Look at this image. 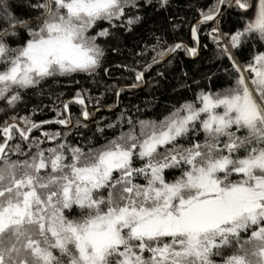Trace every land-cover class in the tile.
Returning <instances> with one entry per match:
<instances>
[{"label": "snow or ice", "instance_id": "6c2138e0", "mask_svg": "<svg viewBox=\"0 0 264 264\" xmlns=\"http://www.w3.org/2000/svg\"><path fill=\"white\" fill-rule=\"evenodd\" d=\"M225 4L246 18L223 34L228 87L205 90L196 81L193 98L177 101L160 119L129 118L118 135L111 123L105 126L111 132L98 125L79 138L64 130H79L80 116L89 119L84 90L52 109V119L30 114L0 122V264H264V0H215L198 24L214 20ZM25 6L20 16V0H0L5 115L74 73L124 69L142 82L144 71L131 65L104 67L106 52L120 54L124 35L144 25L149 11H169L171 0H25ZM150 34L155 43L136 54H151L145 68L179 49L197 55L196 47L165 46ZM191 38L199 43L197 26ZM213 40L220 47V35ZM253 46L243 65L230 51ZM49 94L56 95L51 88ZM73 103L81 106L74 124ZM44 125L64 129L30 135ZM48 141L54 143L44 147Z\"/></svg>", "mask_w": 264, "mask_h": 264}, {"label": "trees", "instance_id": "16d2710c", "mask_svg": "<svg viewBox=\"0 0 264 264\" xmlns=\"http://www.w3.org/2000/svg\"><path fill=\"white\" fill-rule=\"evenodd\" d=\"M214 3L215 0H171L169 11L155 14L149 11L144 25L137 28L136 32L130 36L124 35L120 54H114L110 50L106 52L108 63H105L104 67H108L109 63L131 65L136 71H144L142 82L135 80V72L124 69H113L110 75H105L100 70L95 76L74 73L70 77L58 78L55 83L45 84L42 95L38 92L30 93L29 97H26V103L20 104L14 112L9 111L5 115V112L0 110V122L5 119L11 122L10 117L13 115L19 117L30 114L36 121L52 119L54 117L52 109L60 106L62 100H70L77 91L84 90L86 107L91 115L87 121L82 116L79 117L82 121L79 130L71 125L67 129L60 125H44L40 131L33 130L30 135L40 136L43 131L54 132L64 129L69 136L79 138L81 134L91 136L98 125L105 127L110 123L116 125L118 135L120 130L127 131L129 118L134 121L160 119L167 115L171 106L177 101L182 103L184 99L193 98V93L199 90L194 83L196 81L205 90L209 87L213 91L228 87L229 77L224 74L222 68L230 65L231 62L220 54V48L225 46L228 40V37L223 34H230L241 28L246 18L240 15L241 10L225 4L223 11L214 20L198 24L200 13L207 11ZM15 11L17 15L23 16L27 11L25 0H20V7H17ZM192 26L198 27V44L191 38ZM213 28L219 29L225 37L226 43L219 44L220 47L213 40ZM151 32H155L156 36H162L165 46L183 43L188 47H196L197 55H188L183 49H179L159 64L145 68L144 61L150 60L151 54L146 53L144 57L136 54L141 51L145 43H155ZM230 51L236 62L243 65L250 59L251 53L256 51V47L253 46L251 50L245 47L230 49ZM137 59L141 62L136 63ZM158 72L163 75H157ZM206 76L213 78L209 81L205 79ZM133 84L137 86L132 87ZM49 88L56 95H50ZM117 89L121 90L118 97L115 94ZM37 105L39 110L33 112ZM80 108L78 104L70 105L69 111L73 124L79 115ZM83 124H87V128L83 127ZM105 131L111 132L112 129L105 127ZM201 139H203L202 136ZM53 143L48 141L44 147Z\"/></svg>", "mask_w": 264, "mask_h": 264}, {"label": "rangeland", "instance_id": "374dc122", "mask_svg": "<svg viewBox=\"0 0 264 264\" xmlns=\"http://www.w3.org/2000/svg\"><path fill=\"white\" fill-rule=\"evenodd\" d=\"M223 11V6L221 7V12ZM219 30V29H218ZM217 34H219L220 35V41H219V44L220 45H223V44H225L226 43V40H225V37L220 33V30H219V33H213L212 32V35H217ZM248 75V73H245V76H247Z\"/></svg>", "mask_w": 264, "mask_h": 264}]
</instances>
